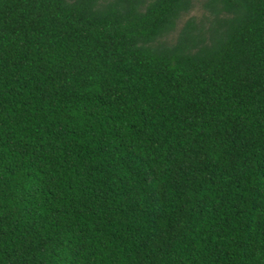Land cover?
I'll use <instances>...</instances> for the list:
<instances>
[{
	"label": "trees",
	"instance_id": "obj_1",
	"mask_svg": "<svg viewBox=\"0 0 264 264\" xmlns=\"http://www.w3.org/2000/svg\"><path fill=\"white\" fill-rule=\"evenodd\" d=\"M199 1L0 0V264H264V0Z\"/></svg>",
	"mask_w": 264,
	"mask_h": 264
},
{
	"label": "rangeland",
	"instance_id": "obj_2",
	"mask_svg": "<svg viewBox=\"0 0 264 264\" xmlns=\"http://www.w3.org/2000/svg\"><path fill=\"white\" fill-rule=\"evenodd\" d=\"M202 1L203 0H200L199 2H197L196 4H195V7H194V9H193V11L190 13V15L189 16H195V15H201V4H202ZM184 21V20H183Z\"/></svg>",
	"mask_w": 264,
	"mask_h": 264
}]
</instances>
